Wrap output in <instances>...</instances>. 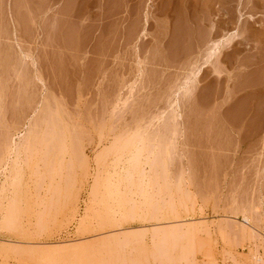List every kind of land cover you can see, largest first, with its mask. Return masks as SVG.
I'll return each mask as SVG.
<instances>
[{"label": "rangeland", "instance_id": "374dc122", "mask_svg": "<svg viewBox=\"0 0 264 264\" xmlns=\"http://www.w3.org/2000/svg\"><path fill=\"white\" fill-rule=\"evenodd\" d=\"M0 246L264 264V0H0Z\"/></svg>", "mask_w": 264, "mask_h": 264}, {"label": "bare ground", "instance_id": "6f19581e", "mask_svg": "<svg viewBox=\"0 0 264 264\" xmlns=\"http://www.w3.org/2000/svg\"><path fill=\"white\" fill-rule=\"evenodd\" d=\"M245 219V218H244ZM246 220V219H245ZM244 220V221H245ZM243 221V222H244ZM248 221V220H247ZM246 223L247 225V222H244ZM243 223V224H244ZM80 227H83L84 226V223L81 222L80 224ZM248 226V225H247ZM119 229V228H118ZM122 231V230H121ZM81 241V240H80ZM37 245H34V247H36ZM5 250H10L11 252H15L16 250L15 249H11V248H8V247H1L0 246V252H4ZM23 250V249H22ZM24 252L26 250H23ZM61 249H52L51 251H48V252H42V251H37V250H34V251H26L28 254H30L31 256L33 257H36V258H49L50 256H54L56 255V253L60 252Z\"/></svg>", "mask_w": 264, "mask_h": 264}]
</instances>
